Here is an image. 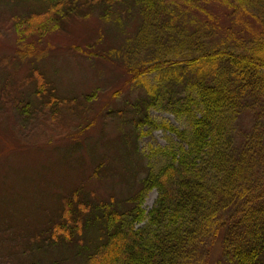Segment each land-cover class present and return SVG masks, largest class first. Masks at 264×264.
I'll return each instance as SVG.
<instances>
[{"label":"trees","instance_id":"1","mask_svg":"<svg viewBox=\"0 0 264 264\" xmlns=\"http://www.w3.org/2000/svg\"><path fill=\"white\" fill-rule=\"evenodd\" d=\"M12 1L30 7L26 16L12 19L13 31L22 42L47 37L72 18L88 19L95 11L108 20L113 7L123 2L144 17L135 51L162 45L165 36L173 40L172 34L187 33L185 27L169 30L178 20L192 22L196 16L199 21L186 44L181 42L194 51L189 59L141 62L128 69L129 83L145 92L133 110L140 114L134 121L136 128L149 125L170 131L185 145L151 149L152 156L167 157L169 162L141 179L130 201L134 207L128 211L117 209V198L116 202L99 198L84 180L68 195L59 193L57 207L48 212L41 228L30 233L24 247L30 251L36 246L37 254L23 264H33L32 260L34 264H210L216 254V264H264V20L252 14L257 27L248 29L249 46L244 36L233 32L216 46L204 39L221 27L211 13L216 1L232 14L247 15L256 8L264 17V0ZM164 12L169 17L156 25ZM26 79L36 82V94L51 119L57 118L59 108L80 107L74 98L55 94L39 69ZM8 90L11 94L10 88L0 87V107L9 105ZM161 101H167L189 128L155 121L149 110ZM18 104L25 110L30 103L26 99ZM244 119H249L248 125ZM123 136V144L131 150L130 139ZM123 151L127 153L126 148ZM141 164L130 154L128 165L138 166L137 177ZM95 166L109 179L103 161ZM152 190L159 195L147 213L143 203Z\"/></svg>","mask_w":264,"mask_h":264},{"label":"rangeland","instance_id":"2","mask_svg":"<svg viewBox=\"0 0 264 264\" xmlns=\"http://www.w3.org/2000/svg\"><path fill=\"white\" fill-rule=\"evenodd\" d=\"M124 3L113 7L108 20L95 11L88 19L72 18L60 31L47 37L22 42L13 31L12 19L26 16L30 7L18 1H0V87L11 90V94L9 90L7 93L9 105L4 103L0 107V264H23L28 262L27 258L35 257L36 246L30 247V251L24 247L30 233L41 228L48 212L57 207L59 193L68 195L84 180L99 198H114L115 202L117 198L121 208L117 209L128 211L134 207L130 201L141 179L149 170L159 171L169 162L167 157L152 156L151 149H177L185 145L170 131L149 125L136 128L134 121L140 114L133 110L145 92L129 83L128 69L141 62L147 65L189 59L194 51L182 47L181 42L186 44L199 21L196 16L191 19L195 24L178 20L169 30L185 27L187 33L179 37L172 34L173 40L165 36L162 45L135 51L144 17L141 11L131 8L132 4ZM214 5L211 13L221 27L211 38L204 36L205 42L219 45L233 32L244 36V44L249 46L252 34L248 29L257 27L252 14L264 20L259 9H251L247 15L232 14L219 1ZM170 8L176 12L174 7ZM176 14L180 15L178 11ZM177 15V19H182ZM168 17L164 12L161 20H155L156 25ZM35 68L46 75L55 94L74 98L80 107L72 111L59 108L57 118L51 119L36 94V82L26 79ZM149 83L154 85L152 79ZM24 96L30 103L25 110L18 104L26 101ZM166 104L167 101H161L149 110L150 116L159 123L166 121L181 130L188 129L186 121ZM249 122L244 119V124ZM123 135L130 139L131 150L123 144ZM130 154L142 163L138 177V166L129 168ZM101 161L106 169L103 173L108 170L109 179L97 171L95 165ZM158 195L157 190L146 195L143 208L147 213L156 205ZM217 261L216 254L210 264Z\"/></svg>","mask_w":264,"mask_h":264}]
</instances>
